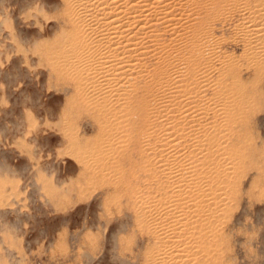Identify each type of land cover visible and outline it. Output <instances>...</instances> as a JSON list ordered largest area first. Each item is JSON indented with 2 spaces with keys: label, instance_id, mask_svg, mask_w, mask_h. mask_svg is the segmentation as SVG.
<instances>
[{
  "label": "rangeland",
  "instance_id": "374dc122",
  "mask_svg": "<svg viewBox=\"0 0 264 264\" xmlns=\"http://www.w3.org/2000/svg\"><path fill=\"white\" fill-rule=\"evenodd\" d=\"M77 1L0 0V264H152L150 254L164 247L153 229L160 198L150 176L163 161L160 143L148 135L156 89L146 95L148 136L135 133L141 120L136 116L133 128L125 113L118 120L121 127L118 123L103 130L97 113L76 100L74 73L67 75L64 66L68 58L75 61L71 44L87 39ZM193 1L207 9L206 4L213 3V19L201 28L212 34L208 39H218L219 54L245 57L247 46L237 38L241 36L234 17L224 16L243 0ZM164 26L156 29L164 31ZM164 39L167 45L171 41ZM195 48L200 53L195 59L215 79L221 65L202 60L205 49L200 41ZM87 54L80 51L78 57ZM262 59L258 68H241L247 103L244 100L239 111L232 99L223 106L226 94L219 92L220 77L213 79V92L207 93L210 98L216 95L221 108L213 125L226 136L221 157L228 160V186L235 187L230 192L226 185L227 196L219 191L225 187L217 188L227 200L211 228L208 252L202 256L205 264H264ZM154 62L145 58L143 63L152 69ZM114 94L105 100L113 103L109 96L116 101ZM169 160L166 165H172Z\"/></svg>",
  "mask_w": 264,
  "mask_h": 264
},
{
  "label": "bare ground",
  "instance_id": "6f19581e",
  "mask_svg": "<svg viewBox=\"0 0 264 264\" xmlns=\"http://www.w3.org/2000/svg\"><path fill=\"white\" fill-rule=\"evenodd\" d=\"M77 3L86 22L87 39L71 44L75 61L67 56L63 66L67 67V75L74 73L71 82L75 99L81 100L93 114L97 113L103 130L118 123L121 127L118 120L125 113L124 118L133 128L138 116L140 127L133 130L147 135L146 95L156 89L152 131L148 135L155 137L158 146L160 143L158 155L163 161L150 176L155 180L154 192L160 198L154 207L157 212L160 210L153 229L164 247L150 254L152 264H205L202 256L208 252L211 228L227 200L221 196L227 192L232 177L226 168L228 160L221 157L226 151L223 147L226 136L213 125L221 115V108L214 93L211 98L207 95L213 92L210 84L214 73L204 71L195 59L200 54L195 43L200 41L204 46L203 61L214 59L222 67L216 78L220 77L219 92L226 94L223 106L232 99V106L237 105L239 111L245 100L241 68H258L264 57V0H243L241 6L224 11L227 18L234 17L235 29L241 36L236 37L247 46L245 57L239 59L229 53L219 54L218 39H208L212 34L203 33L202 24L213 19L212 2L206 4L209 9L193 0H78ZM158 25H166L164 31L156 29ZM165 36L171 38L168 45L164 44ZM185 40L188 45L182 48L179 42L183 44ZM80 51L88 54L79 58ZM145 58L155 61L152 69L143 63ZM113 93L117 95L116 101L111 96L113 103L109 97L105 100V96ZM121 97H125L121 101L124 104L119 102ZM127 97H131L128 104ZM98 98L102 102L98 103ZM226 118L229 120L230 114ZM155 122L159 124L156 130ZM169 158L172 165H166ZM221 185L225 190L219 189L220 196L217 188ZM145 213L148 215L150 210L146 208Z\"/></svg>",
  "mask_w": 264,
  "mask_h": 264
}]
</instances>
